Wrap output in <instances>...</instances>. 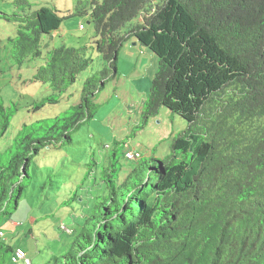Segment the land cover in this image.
Segmentation results:
<instances>
[{
  "label": "trees",
  "instance_id": "trees-1",
  "mask_svg": "<svg viewBox=\"0 0 264 264\" xmlns=\"http://www.w3.org/2000/svg\"><path fill=\"white\" fill-rule=\"evenodd\" d=\"M12 5L13 14L0 13L17 24L8 42L11 59L20 68L41 60L33 82L59 93L31 106L33 113L58 105L89 69L92 54L111 70L105 66L99 78L86 80L80 103L52 127L23 125L8 146L3 140L19 108L0 102V232L26 199L47 190L36 183V168L51 156L52 142L71 140V131L94 119L99 83L119 77L116 62L128 38L159 63L144 122L164 108L188 127L166 159H149L123 177L114 152L115 163L98 177L87 175L90 208L71 235L59 227L74 240L53 263L264 264V0H163L154 7L151 0H93L92 46H61L47 56L43 41L66 18L49 7L33 11L30 0ZM74 203L85 207L83 194L63 206ZM14 249L0 241V264H12Z\"/></svg>",
  "mask_w": 264,
  "mask_h": 264
},
{
  "label": "rangeland",
  "instance_id": "rangeland-1",
  "mask_svg": "<svg viewBox=\"0 0 264 264\" xmlns=\"http://www.w3.org/2000/svg\"><path fill=\"white\" fill-rule=\"evenodd\" d=\"M92 1L30 0L36 10L42 7L57 9L61 16L66 18L61 30L66 31L67 35L63 38V35L58 36L54 41L44 40L41 48L43 56L62 45L69 48L92 46L95 32L88 24L86 16L82 14L84 11H90ZM162 1L158 0V3ZM0 13H14L8 0H0ZM82 25L85 30L80 29ZM137 25V20L128 24L121 35L125 36ZM16 33L17 24L0 19V102L4 103L5 107L15 103L19 108V113L12 120L11 130L3 140L6 146L10 145L23 125L46 121L52 127L53 119L64 118V113L70 107L80 103L86 80L99 78L98 73L105 66L111 70L97 54H92L93 63L73 87L61 94L59 104L48 105L42 112L35 114L31 106L46 98H58L59 93H55L48 86L33 82L36 68L43 64L41 60L22 68L15 65L11 59L8 42ZM47 45L49 46L46 47ZM116 68L120 75L115 81H106L105 86L102 81L99 83L102 91L96 100L98 108L94 119L71 131V140H65L62 144L53 141L49 150L51 156L44 159V155L38 162L36 183L45 186L47 190L42 189L26 199L2 230L5 237L0 241L23 249L33 264H54L55 257L69 251L74 237L65 233L71 235L72 227L79 229L77 226L83 225L84 211L90 208L91 198L87 195V183L83 182L91 171L98 177L101 170L110 164V160L115 163L117 159L121 175L127 177L149 159L163 160L172 155L173 141H161L167 131L176 132L185 125L186 129L180 130L175 137L178 138L187 130L188 125L184 120L172 116L164 108L159 111L157 117L144 122L145 104L159 71L158 59L149 49L127 38L123 42ZM38 126L44 127L45 123ZM59 133L58 131L57 134ZM129 144L140 147L139 151L143 154L140 161L130 162L125 159ZM114 152L117 153L115 161ZM146 152H152V155L148 156ZM95 163L99 167L98 171L94 167ZM44 192L48 199L41 197ZM77 193L85 197V207L75 203L63 206ZM45 215H50V218L45 219ZM64 224L70 230L65 227L62 229ZM59 227L65 233L60 232ZM29 229L31 232L28 234Z\"/></svg>",
  "mask_w": 264,
  "mask_h": 264
},
{
  "label": "built area",
  "instance_id": "built-area-1",
  "mask_svg": "<svg viewBox=\"0 0 264 264\" xmlns=\"http://www.w3.org/2000/svg\"><path fill=\"white\" fill-rule=\"evenodd\" d=\"M157 3H158V0H152L153 6H155ZM152 13H154V10H152ZM81 29H83V27H81ZM126 159L129 161H138L139 159H141V153L135 152V151H129L126 153ZM64 227L68 229V227L64 225L62 226V229H64ZM4 237H5L4 232H0V240H2ZM11 263L12 264H33L31 259L25 253V251L21 248L14 249V252L11 257Z\"/></svg>",
  "mask_w": 264,
  "mask_h": 264
},
{
  "label": "crops",
  "instance_id": "crops-1",
  "mask_svg": "<svg viewBox=\"0 0 264 264\" xmlns=\"http://www.w3.org/2000/svg\"><path fill=\"white\" fill-rule=\"evenodd\" d=\"M8 2L11 4V6H12V12H15V8L13 7V5H12V0H8ZM33 11H37L35 8H33ZM89 12L88 11H84L82 14H84L85 16H86V18L88 19V23H90V16H89V14H88ZM140 22V20L138 21V23ZM63 32V33H62ZM61 35H63L61 38H63L64 36H66L67 35V32L66 31H64V30H59V32H57V33H55L54 35H53V37H52V39H51V41H54V39H56L58 36H61ZM62 46H65V45H62ZM37 69V68H36ZM186 129V127H185V125H183V126H181L180 127V129H179V131L180 130H185ZM179 131H176V132H171L170 130L169 131H167L166 132V134H165V137H163L162 139H161V141H174L176 138V136L178 135V133H179ZM126 149H132V150H135V151H139L140 150V147H135V146H133L132 144L130 145H127V148ZM147 154L146 155H148V156H151L152 155V152H146ZM29 230H31V229H29Z\"/></svg>",
  "mask_w": 264,
  "mask_h": 264
},
{
  "label": "clouds",
  "instance_id": "clouds-1",
  "mask_svg": "<svg viewBox=\"0 0 264 264\" xmlns=\"http://www.w3.org/2000/svg\"><path fill=\"white\" fill-rule=\"evenodd\" d=\"M151 4H152V0H151ZM160 3H157L155 6H157V5H159ZM153 6V5H152ZM154 7V6H153ZM154 10V9H153ZM89 25H91V23H88ZM81 27H83V25L82 26H80V29H81ZM81 30H85V28L83 27V29H81ZM69 48V47H68ZM129 151H135V150H132V149H126V152H125V159H126V153L127 152H129ZM135 152H139V153H141L140 151H135ZM143 158V154L141 153V159ZM141 159H139L138 161H140ZM127 160V159H126ZM127 161H129V160H127ZM130 162H133V161H130ZM65 225V224H64ZM15 226H18L17 224H15ZM65 226H67V225H65ZM1 232H3V231H1ZM65 232V231H64ZM72 234V233H71ZM19 248V247H18ZM16 249V248H15ZM14 252V251H13ZM12 257V256H11Z\"/></svg>",
  "mask_w": 264,
  "mask_h": 264
}]
</instances>
